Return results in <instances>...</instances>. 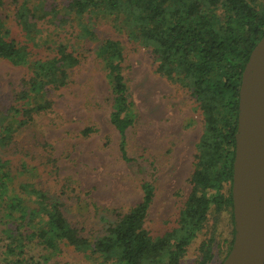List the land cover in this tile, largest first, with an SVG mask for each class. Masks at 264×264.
<instances>
[{
	"label": "trees",
	"instance_id": "obj_1",
	"mask_svg": "<svg viewBox=\"0 0 264 264\" xmlns=\"http://www.w3.org/2000/svg\"><path fill=\"white\" fill-rule=\"evenodd\" d=\"M253 1L11 0L5 7L0 0V60L28 71L19 91L0 96V264H72V254L83 261L93 257L98 264H181L212 208L229 209L234 222L231 188L239 88L249 56L264 36V0L261 9ZM9 10L24 35L22 43L6 22ZM99 19H109L115 31L150 49L156 73L188 90L203 117L191 191L176 227L161 236L153 237L146 229L155 191L147 181L141 183L140 203L125 213L112 210L115 221H104L103 233L89 239L83 226H73L65 216L67 201L77 202L66 187L51 195L43 182L50 173L38 172L41 178L32 183L24 177L34 160L45 156L47 161L33 166L35 170L54 161L40 150L46 147L37 121L53 113L48 92L72 83L71 70L83 57L78 51L84 47L77 46L96 40ZM42 22L47 29L39 26ZM44 33L49 35L43 38ZM62 33L67 39L59 38ZM38 49L52 56L36 58ZM123 52L121 42L111 38L96 47L110 90L109 124L118 132L122 160L137 168L126 145L136 115ZM94 132L87 125L80 135L88 139ZM209 191L214 192L212 199L206 196ZM209 243L200 246L201 264L212 258Z\"/></svg>",
	"mask_w": 264,
	"mask_h": 264
},
{
	"label": "rangeland",
	"instance_id": "obj_2",
	"mask_svg": "<svg viewBox=\"0 0 264 264\" xmlns=\"http://www.w3.org/2000/svg\"><path fill=\"white\" fill-rule=\"evenodd\" d=\"M2 2L5 7L11 4V0ZM253 5L261 9L263 0H254ZM6 14L13 37L22 43L25 38L12 20V12L9 10ZM112 24L109 19L97 20L96 40L87 46H77L84 47L78 51L83 57L71 70L72 83L48 92L53 113L39 118L37 124L45 142L42 146L46 147L40 150L54 161L48 166L41 164L35 170L33 166L47 161L45 156L34 160L24 177L32 183L41 178L38 172L47 171L50 175L45 176L43 179L47 182H43L51 195L57 196V190L66 187L64 190L77 202L67 201L70 208L64 211L65 216L73 226H83L89 239L103 233L104 221H115L112 210L125 213L140 203L141 183L147 181L155 191L146 229L157 237L176 227L191 191L190 178L194 171L196 145L203 132V117L188 90L156 73L151 50L130 41L124 33L115 31ZM39 26L47 29L43 22ZM63 33L59 36L61 40H65L68 32L65 36ZM46 35L49 33L42 37L46 38ZM106 38L121 42L124 51L123 72L136 115L134 125L126 132V145L129 157L137 160V168L127 166L122 160L118 132L109 124L112 102L107 98L110 90L104 66L96 56L97 45ZM33 54L36 58L52 56L42 49ZM27 74L25 67L14 68L0 60V96L19 91L21 80ZM87 125L95 132L84 139L80 131ZM64 182L66 184L62 186ZM227 190L225 187L223 192ZM206 196L212 199L214 192H206ZM81 206L87 209L83 213L79 212ZM230 214L229 209L216 211L212 208L203 230L187 248L181 264H201L202 242H211L212 258L206 264H220L235 236ZM68 261L98 264L93 257L83 261L75 254Z\"/></svg>",
	"mask_w": 264,
	"mask_h": 264
},
{
	"label": "water",
	"instance_id": "obj_3",
	"mask_svg": "<svg viewBox=\"0 0 264 264\" xmlns=\"http://www.w3.org/2000/svg\"><path fill=\"white\" fill-rule=\"evenodd\" d=\"M232 177L233 246L222 264H264V36L241 76Z\"/></svg>",
	"mask_w": 264,
	"mask_h": 264
}]
</instances>
